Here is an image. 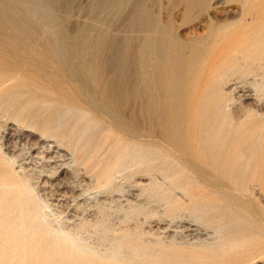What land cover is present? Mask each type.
Returning <instances> with one entry per match:
<instances>
[{"label": "rangeland", "instance_id": "rangeland-1", "mask_svg": "<svg viewBox=\"0 0 264 264\" xmlns=\"http://www.w3.org/2000/svg\"><path fill=\"white\" fill-rule=\"evenodd\" d=\"M263 19L264 0H0V183H16L0 184V264H242L209 248L217 223L193 212L206 207L226 218L223 236L257 247L248 264H264V71L220 79L227 62L262 53L250 43ZM190 59L204 65L195 105L210 113L228 98L233 134H261L242 138L246 171L221 176L194 159L186 176V158L163 159L170 113L149 106L180 95ZM153 67L173 91L141 87Z\"/></svg>", "mask_w": 264, "mask_h": 264}, {"label": "bare ground", "instance_id": "bare-ground-1", "mask_svg": "<svg viewBox=\"0 0 264 264\" xmlns=\"http://www.w3.org/2000/svg\"><path fill=\"white\" fill-rule=\"evenodd\" d=\"M121 4H123V3H121ZM62 5H64V4H62ZM137 8H139V7H137ZM137 8H136V11H137ZM154 13L156 14V11ZM161 23H162V21H161ZM256 26H258V25H256ZM235 27H236V25H235ZM261 28L263 29V27H261ZM244 29H245V27H244ZM244 29H243V31H245V33H247L248 31L246 32V29L245 30ZM253 29H255V28L253 27ZM253 29L251 28V30H253ZM259 29H260L259 27L256 28V31H258ZM262 29H260V30H262ZM247 30H248V28H247ZM251 30H250V32H252ZM260 30H259V32H260L261 36H260L259 32H257V34H255V35H257V38L255 37V39L257 41H255V39L251 38L252 41H254V43L253 42H252L253 44L250 43V47L256 46L258 48V45L260 47L262 44H264V38H263L264 36L261 33L263 30L262 31H260ZM254 31H253V33H255ZM61 32H63V31H61ZM245 33H243V34H245ZM245 36H246V34H245ZM249 36L251 37V36H253V34H249ZM241 37H242V35H241ZM251 39L249 38V40H251ZM9 40L10 39H8V41ZM246 40H248V39L246 38ZM168 41H169V39H168ZM244 41H245V39H244ZM238 42H239V40L236 43L237 44L236 48L238 47V45L240 46V44H238ZM242 42H243V39H242ZM255 42H258V43L255 44ZM73 44H74V42H73ZM73 44H72V46H73ZM244 44L245 43L243 42V44L241 46H243ZM201 45H203V44H201ZM209 46H211V45H209ZM241 46H240V48H243ZM244 46H247V44ZM247 47L249 48V46H247ZM256 47H254V48L256 49ZM260 48H262L261 54L257 53L258 50H257V52H255L253 50V51H251V53H248V54H245L244 56H241L242 62H236V63L232 62L231 64H230V62H227L226 64H229L228 65L229 68L227 70V73L224 72V74H222V76L226 75V74L227 75L223 76V77L221 76L222 78L219 77L221 79V81L224 80L223 79L224 77H229V76H233V75L235 76V74H239V75L241 74V77H242V76H250V74H257L259 70L264 71V51H263L264 47H260ZM233 50H236V49L233 48ZM239 50L241 51V49H239ZM245 50H247V48ZM169 52L171 53L170 49H169ZM242 52L243 51H241L240 53H242ZM233 53H235V51ZM233 53L230 56H232ZM242 54H240V55H242ZM79 57H81V56L79 55ZM236 60H237V58H236ZM233 61H235V59ZM226 64H225V68H222V66H224V65H222V66H220L221 68H219L218 70L220 71L222 69L223 70L225 69V71H226V68H227ZM218 70H216V72ZM186 71H187V75L185 76V79H183V80L177 79V81H174L175 84H179V86L180 85L182 86V89L180 91V95L176 99L174 98L173 100H169L168 102H166L162 105L150 104V106H149L150 114H153V111H155V108L161 109V110L166 109V110H168V113H170L169 124L166 126L165 130H162V133H161V140L165 144V146H160V153L162 154L163 159H165V161H170L171 163H174V164H181L182 162L180 159L186 158V160L190 163L189 166H185V170H186V174H187L186 176H196L195 175L196 171L194 168L195 163L192 162V161H194V159H200L203 162L205 161L207 166H209L211 169H213L217 174H219L221 176H232V174H234V173H240L241 170L246 171L248 169V167L250 166V162L247 160V158H245L247 156L246 151L241 150L240 156L237 157L238 156L237 151H239L241 149L240 147H241L242 138L246 139L245 140L246 144L247 143H250V145L256 144L259 142V140L261 138V134L258 135L256 133L257 129H253V131H249V129H247V128L245 129V127H241L239 130H236V135L233 134V130H231L233 117H232V114L228 108V106H231V105H228V100H229L228 98H225L222 100L217 99L215 102V105H214L215 110L210 112V113L203 111V105H204L203 101H202L203 99H200L199 104L195 105L193 98H194V95L197 91L198 86L201 84V79H202V75L204 72V65L200 64L199 61H197L196 59H190L189 63L187 64V70ZM220 72L223 73V71H220ZM147 73H149V72H147ZM214 76L215 75L213 72V77ZM216 76H218V75H216ZM144 77H145L144 70H141L140 78L142 81H141L140 85L143 89L147 88V86H148L150 88V90H149L150 93L152 92L151 95L154 94V97L158 91H161V92L164 91V93L165 92L170 93L171 91H173L172 90L173 85H174L173 82L171 81L167 84L164 83L163 79L161 78V76L158 72V70L155 67H153L151 72H150V80H151L150 85H148V83L145 81ZM257 77H258V75H257ZM217 78L218 77H216L214 79H217ZM219 78H218V80L220 81ZM92 79L97 80L98 75L94 74L92 76ZM223 82L226 83L227 80H226V82L225 81H223ZM257 84H258V82H257ZM259 87L262 91L264 88V82L260 83ZM259 87H258V89H259ZM143 94H144V92H143ZM141 101H142V99H141ZM229 101H231V100H229ZM139 102H140V100H139ZM139 102L137 103V105L140 104ZM139 106L141 107V105H139ZM143 109L141 107L140 110H143ZM246 114H245V116H246ZM248 115H250V114H248ZM248 115L246 117H249ZM233 116H234V114H233ZM234 118H236V117L234 116ZM235 124H234V126H235ZM153 133H154V129H153V131H151L150 135H146V136H148L150 139L153 140V136H154ZM116 136H119V135H116ZM232 139H233V141H231ZM192 164H193V166H192ZM200 169L201 170L203 169V172L206 173V168L200 167ZM111 180H113V179H111ZM173 180L175 181V179H173ZM3 181L0 184H2L3 186H6V187L11 186L13 184L14 185L16 184L15 182L8 181V179L4 182ZM98 182L101 185V184H103V182H106V181H103L102 179H100ZM112 183H113V181H112ZM172 184H173V182H172ZM199 185H200V183H199ZM246 187L247 186H245L243 189H246ZM201 188L203 189V187H201ZM35 197H37V196H35ZM35 197H34V199H35ZM193 212L196 215L195 217L197 219H199L200 221H202V223L206 224L207 219L211 220V221H215L217 223V227H215V233L219 236V242L213 246L208 244L209 248H211V250L215 251L217 256L219 255L221 259L226 261L227 258H229L230 256H233L236 254H238L240 256V254L243 253L245 255H243L242 257L245 260L242 264H248L253 259V257H250V256H252V253L255 251V249L257 247L254 248L251 245L250 248L247 249L245 246L247 241L240 237V234L238 233L237 230L227 231L226 234L223 236V234H224L223 231H225L226 227H227V223L225 220L226 218L224 216L220 217L216 214L211 213L209 211L208 207H206L203 210L202 209L201 210L195 209ZM241 221L246 223V224L248 223L251 226L256 225L255 221H253V220L250 221V220H247L246 218H242ZM59 230L61 232L64 231L67 234L68 238L71 239V242L73 245H75L77 248L80 247L81 249H83V252H86L82 246L88 247L87 246L88 244L84 243L83 240L78 239L77 238L78 236L76 237L77 233H76L75 229L66 230L65 228L61 227V228H59ZM259 233L263 234L264 231L260 230ZM201 246H204V245L201 244ZM208 246H206V247H208ZM190 250H192V249H190ZM195 250H197V248ZM259 254H261V255L264 254V246L259 249ZM185 264H190V262H186Z\"/></svg>", "mask_w": 264, "mask_h": 264}]
</instances>
